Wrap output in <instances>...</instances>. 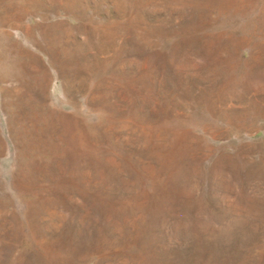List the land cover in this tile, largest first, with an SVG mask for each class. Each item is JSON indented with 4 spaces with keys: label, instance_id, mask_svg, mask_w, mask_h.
<instances>
[{
    "label": "rangeland",
    "instance_id": "obj_1",
    "mask_svg": "<svg viewBox=\"0 0 264 264\" xmlns=\"http://www.w3.org/2000/svg\"><path fill=\"white\" fill-rule=\"evenodd\" d=\"M0 264H264V0H0Z\"/></svg>",
    "mask_w": 264,
    "mask_h": 264
}]
</instances>
